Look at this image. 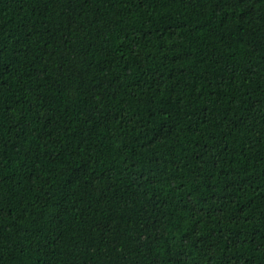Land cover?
Segmentation results:
<instances>
[{
  "label": "trees",
  "instance_id": "obj_1",
  "mask_svg": "<svg viewBox=\"0 0 264 264\" xmlns=\"http://www.w3.org/2000/svg\"><path fill=\"white\" fill-rule=\"evenodd\" d=\"M0 264H264V0H0Z\"/></svg>",
  "mask_w": 264,
  "mask_h": 264
}]
</instances>
